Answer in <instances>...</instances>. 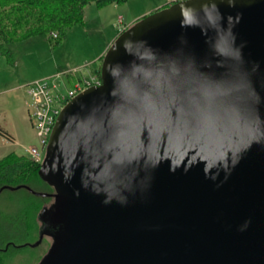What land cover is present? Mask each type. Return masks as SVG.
Here are the masks:
<instances>
[{"label":"water","instance_id":"obj_1","mask_svg":"<svg viewBox=\"0 0 264 264\" xmlns=\"http://www.w3.org/2000/svg\"><path fill=\"white\" fill-rule=\"evenodd\" d=\"M101 77L49 137L62 233L39 264H264V0L157 8Z\"/></svg>","mask_w":264,"mask_h":264},{"label":"trees","instance_id":"obj_2","mask_svg":"<svg viewBox=\"0 0 264 264\" xmlns=\"http://www.w3.org/2000/svg\"><path fill=\"white\" fill-rule=\"evenodd\" d=\"M126 1L0 0V51L11 60L8 45L34 35H44L56 46L66 37L68 28L84 22V9L89 3L102 7ZM96 72L101 76V66ZM0 133H5L1 127ZM40 166L41 162L31 155L16 151L0 158V264H12L15 257L25 252L36 256L34 264L42 261L54 245L48 242L47 251L38 250L46 240L44 236H48L41 219L46 211L52 212L51 236L62 233L59 199L52 195L58 188L43 178Z\"/></svg>","mask_w":264,"mask_h":264},{"label":"rangeland","instance_id":"obj_3","mask_svg":"<svg viewBox=\"0 0 264 264\" xmlns=\"http://www.w3.org/2000/svg\"><path fill=\"white\" fill-rule=\"evenodd\" d=\"M163 1L127 0L122 4L111 3L102 7L92 2L84 9V22L68 28L66 37L56 46L46 36L34 35L8 45L11 60L0 51V127L5 132L0 133V158L11 151L29 155L26 148L39 145L29 115V100L19 84L86 63L83 75H93L104 56L99 59L98 54L109 47L122 27H128L126 22L136 15L140 18L154 11L158 8L156 5ZM119 16H122L121 20ZM57 201L60 204V200ZM51 213L46 211L41 217L45 224L44 232L48 233L38 247L41 253L47 251L48 242L55 245L61 238V234L55 238L51 236ZM35 261L34 254L25 252L15 257L12 264H34Z\"/></svg>","mask_w":264,"mask_h":264},{"label":"built area","instance_id":"obj_4","mask_svg":"<svg viewBox=\"0 0 264 264\" xmlns=\"http://www.w3.org/2000/svg\"><path fill=\"white\" fill-rule=\"evenodd\" d=\"M87 65L60 70L50 76L19 84L29 100V115L39 141L38 146L26 148L36 161H42L51 131L64 106L80 92L102 83L97 72L91 76L83 75V68Z\"/></svg>","mask_w":264,"mask_h":264},{"label":"crops","instance_id":"obj_5","mask_svg":"<svg viewBox=\"0 0 264 264\" xmlns=\"http://www.w3.org/2000/svg\"><path fill=\"white\" fill-rule=\"evenodd\" d=\"M171 3V2H173V0H164L163 2H161L160 4H158V5H156V7L158 6V8L160 7V6H162V5H164V4H166V3ZM113 5H116V3H112ZM148 12V10L146 11V13ZM139 18V15H136V16H134L133 18H131L128 22H126V25L127 26H129V25H131L134 21H136L137 19ZM120 33V32H119ZM115 37H116V35H115ZM114 37V38H115ZM114 38L112 39V41L114 40ZM111 41V42H112ZM109 46V45H108ZM108 48V47H107ZM107 49H105V50H102L99 54H98V58L100 59L101 58V56L105 53V51H106ZM16 139V137L14 136V139L13 140H15Z\"/></svg>","mask_w":264,"mask_h":264}]
</instances>
